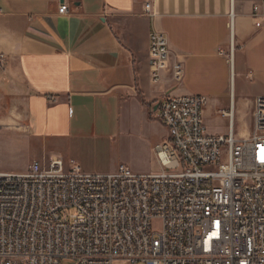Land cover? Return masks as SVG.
<instances>
[{
    "label": "crops",
    "instance_id": "1",
    "mask_svg": "<svg viewBox=\"0 0 264 264\" xmlns=\"http://www.w3.org/2000/svg\"><path fill=\"white\" fill-rule=\"evenodd\" d=\"M263 3L0 0V124L37 143L40 153L35 155L42 160L74 161L86 174H114L125 164L88 171L84 160L116 139L136 112L155 123L165 94L196 96L186 84L190 74L212 94L198 96L206 100L208 133L228 135L227 114L234 108L236 134L239 102L245 116L251 114L249 129L240 138H249L254 100L264 96V25L257 27ZM64 4L69 11L61 15ZM256 6L261 8L257 17ZM154 32L166 35L170 49L160 85L151 80ZM177 61L184 67L180 82L172 74ZM166 131L156 145L169 140Z\"/></svg>",
    "mask_w": 264,
    "mask_h": 264
},
{
    "label": "built area",
    "instance_id": "2",
    "mask_svg": "<svg viewBox=\"0 0 264 264\" xmlns=\"http://www.w3.org/2000/svg\"><path fill=\"white\" fill-rule=\"evenodd\" d=\"M68 11L64 4L59 14ZM149 56L160 85L170 60L165 34H151ZM172 74L182 80V62ZM205 105L198 96H163L158 120L169 140L153 149L156 174L125 165L86 174L63 159L0 172V264H264V96L254 100L249 138H237L234 108L228 135H210Z\"/></svg>",
    "mask_w": 264,
    "mask_h": 264
},
{
    "label": "rangeland",
    "instance_id": "3",
    "mask_svg": "<svg viewBox=\"0 0 264 264\" xmlns=\"http://www.w3.org/2000/svg\"><path fill=\"white\" fill-rule=\"evenodd\" d=\"M188 87L193 90L196 96L210 97L212 94L208 86L194 83L189 74L186 81ZM190 89V90H191ZM191 90V91H192ZM241 104L237 105V138H240L241 133L248 131L249 126L247 121L251 119L250 112L245 116ZM150 112L152 109L150 108ZM157 115V114H156ZM160 120H155V123L148 122L144 115L136 112L134 122L124 126L123 132L118 137L112 140L107 145L101 146L92 156L84 160L85 169H117L120 164H125L133 172H151L157 171L159 165L153 148L160 139L167 136L165 127H161ZM35 153H40L39 145L32 141L28 143L24 134L12 133L3 128L0 131V172L2 173H18L25 174L30 170L34 162L48 164L49 160H42ZM226 158L223 159V163ZM154 229H161V222L154 223ZM62 264H72L70 261L63 260Z\"/></svg>",
    "mask_w": 264,
    "mask_h": 264
}]
</instances>
